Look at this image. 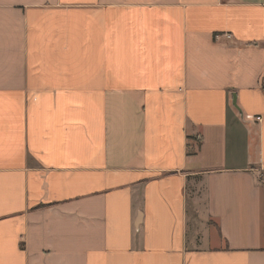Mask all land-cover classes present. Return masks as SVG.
Segmentation results:
<instances>
[{
	"label": "crops",
	"instance_id": "1",
	"mask_svg": "<svg viewBox=\"0 0 264 264\" xmlns=\"http://www.w3.org/2000/svg\"><path fill=\"white\" fill-rule=\"evenodd\" d=\"M263 173L264 0H0V264H264Z\"/></svg>",
	"mask_w": 264,
	"mask_h": 264
},
{
	"label": "built area",
	"instance_id": "2",
	"mask_svg": "<svg viewBox=\"0 0 264 264\" xmlns=\"http://www.w3.org/2000/svg\"><path fill=\"white\" fill-rule=\"evenodd\" d=\"M220 36H223L225 39H227V40H229V39H231V34L230 33H223V34H214V39H217V38H219ZM255 119L256 120H259L260 119V117L259 116H256L255 117ZM261 181L264 183V173L262 174V177H261Z\"/></svg>",
	"mask_w": 264,
	"mask_h": 264
}]
</instances>
